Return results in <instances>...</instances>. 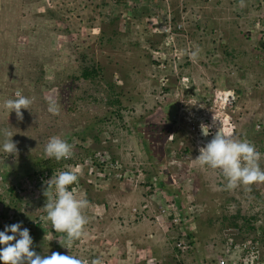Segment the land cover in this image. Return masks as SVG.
Returning <instances> with one entry per match:
<instances>
[{
    "label": "rangeland",
    "instance_id": "1",
    "mask_svg": "<svg viewBox=\"0 0 264 264\" xmlns=\"http://www.w3.org/2000/svg\"><path fill=\"white\" fill-rule=\"evenodd\" d=\"M51 9L60 21L47 18ZM263 39L264 0H0V131L9 127L22 137L32 128L36 147L18 150L20 161L25 150L44 160L65 148L76 162L78 155L84 158L70 171L78 192L60 205L70 230L53 234L57 225L50 217L57 211L42 200L45 194L31 196L27 213L9 199L17 218L9 225L0 220V255L11 257L0 264L31 263L16 245L29 248L36 232L44 241L39 254L52 264H135L150 253L171 261L175 231L165 232L162 221L157 228L152 216L175 192L185 223L194 222L187 230L197 246L186 261L194 252L225 261L227 244L243 241L248 225L262 234ZM82 52L88 64L103 69L95 84L79 79ZM111 80L121 107L103 100L101 90ZM190 87L195 94L189 95ZM234 92L235 104H219ZM141 119L147 122L136 131L133 123ZM218 121L225 137L230 130L232 149L204 156L203 147L192 142L191 127L197 131ZM237 148L245 156L239 164ZM8 150L1 146L0 153ZM253 151L256 158L248 156ZM97 157L116 162L114 171L124 169L130 181H118L113 173L103 180L91 165ZM174 161L181 167H166ZM148 185L160 192L148 198ZM132 209L145 218L134 221Z\"/></svg>",
    "mask_w": 264,
    "mask_h": 264
},
{
    "label": "trees",
    "instance_id": "2",
    "mask_svg": "<svg viewBox=\"0 0 264 264\" xmlns=\"http://www.w3.org/2000/svg\"><path fill=\"white\" fill-rule=\"evenodd\" d=\"M113 2H116V1H113ZM47 13H49V15L47 16V18L49 20H54V21L57 22V21H60V18H62V17H59L57 12L53 11V9H51L50 11H47ZM43 14H40L38 16H44ZM102 17L106 18V15L103 14ZM113 21L114 20H111V22H113ZM203 27L207 28V25L205 24ZM78 58L80 60L79 64L82 66L80 68L81 69V73L79 75V79L83 80V81L92 82V84H95L93 82L97 81L96 79L101 76V74L103 73V69H101L96 64H93V63H92V65H90V63L88 64L87 62L90 59L89 58L87 59L86 58V54H84L83 52L80 53V57H78ZM112 81L113 80L110 81V83L107 85V87L105 89L101 90L102 92L105 91V93H106V95H104L105 98L103 100L106 103V105L109 106V107H114L115 105L121 107V102L119 100V97H120L121 93L119 92V93L115 94L114 89H116V86H114V85L116 83L113 84ZM117 89L122 90L119 87ZM98 90H100V89L98 88ZM232 98L233 97H231V99ZM23 100L24 99L21 98V97L20 98H16L15 97V99H12V101H14L16 103H21V102L24 103L25 100L24 101ZM146 122H147V120H145V119H141L138 123H136V125H135V122H134L133 124H134V128L136 129V131H138L140 129L139 126L145 125ZM0 132H1L0 133V144H1V142H3L2 143L3 145H1V146L3 148H9L10 149V150H8V153L6 155L3 154V153H0V179L3 182H7L10 178H13L17 183H19V181L22 178H24V177H33V178L36 177V179H37L38 178L37 176H41L43 174H47L48 176H51L53 174V171L58 169V168H61L64 165V163L65 164L72 163V164L76 165V164H78L77 162H81L84 159L83 156H79L78 155L77 162L73 159V156L71 157L70 161H66V160H64V155L67 154L68 151L63 149L61 151L56 150L55 152H52L53 154L51 153L44 160H42V159H40V157H38V154H36V155L34 154L33 155V154H30V153H27L28 151L25 150L26 155L24 156L23 159H26V160L20 161L19 157H18V154L21 153L19 151H22V148L26 149L27 146H28V147H31V148L34 149L36 147V142L34 140L35 139V134H34L32 128H31V132H32L31 135H27L26 134L27 132H26L25 133L26 135L24 134L22 137H20L18 135L16 136V134L11 133V131H9V127H6V130H4L3 133H2V131H0ZM28 132H30V131H28ZM10 135H12V136H10ZM138 135L140 136V134H138ZM186 136L187 135L185 133V135L183 137L185 138ZM186 138H188V137H186ZM165 141H167V142H175L172 139L169 140V141L167 139H165ZM1 146H0V148H1ZM162 156H163V154H162ZM97 159H98V157L94 158L92 160V162H93L92 165L94 167H97L99 169V173H100L102 171V168H106L107 167L108 163L106 161L105 162L97 161ZM110 161L114 162L115 159H111L110 158ZM163 161H164V159L160 158V162H163ZM30 168L33 169L32 170L33 172L31 174L27 173V171H29ZM17 169H21L24 173H21V175L20 174H16L15 170H17ZM154 174H153V176H154ZM107 177H108V175H104L102 178H103V180H106ZM157 178H159V180L156 179L157 183L159 184V187L164 188V183H162V181L160 180L159 175L157 176ZM86 182L88 183L89 181L86 180ZM47 185L50 187V185H51L50 181H48ZM175 191L178 192V190H175ZM8 192L10 193V195L12 193H14L13 189H9ZM175 194H176V192L172 193L171 196H172V201L177 206V202L173 198V197H175ZM56 197L57 196L55 194H48L47 193L45 195L46 199L42 198V200H44L45 202H47L51 206V202H53L56 199ZM11 200H14V199H12V197H11ZM42 200H41V202H43ZM15 202H19L24 207V204H25L24 201L19 199V200H16ZM14 206H15V204H13L12 201H11L10 204H8L4 208V213L2 215L3 217H0V220H2V218H7L8 215L12 216V218H17V215H14V213L12 211V209L15 211ZM177 207L180 209V206H177ZM51 210H52V212L54 211V209L52 207H51ZM64 214H65V211L59 212V213L56 212V215H54L53 217H50L51 218L50 219V223L51 224L55 223L57 225L55 227V229L57 231L53 233L54 235H57V237L63 236L64 233H66L65 231L70 230V229L65 227V226H67L69 224L68 221H66V219H65V218H67L68 214H65V215ZM60 218L61 219L64 218V219L61 220ZM19 219L22 220V216ZM59 220H61V223L58 222ZM183 220L184 219H183V216H182V218H181V223L182 224L180 225V229H186V231H187V228H186L185 224H183ZM12 222L13 221H7L6 223L9 225ZM193 223H194L193 220H191L188 224H191L192 226H194ZM188 226H190V225H188ZM247 229L248 230H255L254 227H247ZM14 230L16 231V228ZM23 232H25V231L22 230V233ZM187 233H188L187 237H190V239L196 238V235L193 234L192 232L189 233L187 231ZM41 234H42L41 232H36L35 237L33 238V240H32V236H30V238H31L30 239L31 246L29 248L28 247H26V248L25 247H19L21 245H16L18 252L22 251L27 256L26 260H28L29 258L32 260L31 263L27 262V264H49L46 259H45V261L43 260L45 257H42L39 254L42 251V248H43V244H42L43 242L40 239L41 238ZM58 234L60 236H58ZM202 235H203V233H202ZM8 236H11V235H8ZM8 238H10V237H8ZM121 248H124V246L122 245ZM9 253H10V255H12L11 254L12 251H10ZM122 255H124V257H126L124 253ZM10 258L11 257L8 256V255H6V256L0 255V261H4V262L8 261L9 262ZM16 258H17V260L18 259L19 260L22 259V257H20V254ZM34 259L38 260V261L35 263ZM143 263H144V261H142V262L140 261V263H135V264H143ZM61 264H64V263H61ZM72 264H74V263H72Z\"/></svg>",
    "mask_w": 264,
    "mask_h": 264
},
{
    "label": "built area",
    "instance_id": "3",
    "mask_svg": "<svg viewBox=\"0 0 264 264\" xmlns=\"http://www.w3.org/2000/svg\"><path fill=\"white\" fill-rule=\"evenodd\" d=\"M219 104H225V103H219ZM212 125H214V126H212ZM212 125L209 124L207 126L209 132H212V130L214 131V129H215V123ZM191 129L193 132H195L194 126H192ZM225 129H228V128H225ZM257 129H259V126H257ZM229 134H230V130H229ZM216 152H217V150H214V153H216ZM256 155H258V154H255V151L251 152L252 158H256ZM65 158H68V156H65ZM254 161H256V160L254 159ZM117 165L118 164L116 162H114V164L108 163L107 167L102 168V171L100 173L103 175H108L110 177L113 173L114 179H117L118 181H122V182H127L126 179H128V178L126 177V173L124 172V169H122V170L118 169V171H116V172L114 171ZM73 169H74V165H69L67 167H62V168H58V169L54 170L51 177H48L47 174H43L41 176H38L37 179L34 178L33 180L28 178V177H24L19 181V183H17L13 178H10L6 183H3L2 180L0 179V214L3 211L2 205L4 206V204H6V202H7L5 199L7 197H9V193L7 191L9 188H12L14 194H16L18 197L23 196L24 202H26L25 197H24L26 194L29 195L30 199H31L32 198L31 196L36 195L35 194L36 192L43 191V190L46 191L48 181H50V183H51L50 191L52 192V194H55L57 196L56 199L53 202H51V206L48 205L49 206L48 208L52 207L57 212H61L60 205L64 204L65 202L67 203L69 201L68 199L73 198L75 193L78 192V191L76 192V190L78 188V183H77L76 179H73V177H71V175H70V171ZM245 174L251 175V171L248 170L245 172ZM128 180L130 181V179H128ZM148 189H149L148 198H151L154 195L158 194V192H160L159 189L154 187L153 185H151V186L148 185ZM152 190L154 192L150 193V191H152ZM28 201H30V200H28ZM1 207H2V209H1ZM72 207H73V204H72ZM22 212L27 213V212H29V209L25 208V210H23ZM159 217L163 218V220H161ZM144 218L145 217H143V219ZM8 219L11 220V217H9ZM44 220H45V217H44ZM152 220H155V224L158 227L162 226V224H159L161 221L168 223V225H167L168 229L165 227L166 232L169 229H171V231L174 228L177 229V230L174 229V231H176L177 234H175V237H173V240L175 241L174 247L178 251L176 252V254L174 256L176 261L173 264H197L194 262L189 263L188 260L187 261L185 260L187 256H190L189 253H192L194 245L192 244L191 240L187 237L186 231L184 229H180L181 216L179 213V209H177V207L174 204V202L172 201V199H171V201H168V199H167V204H166L165 208L160 209V211L157 215L152 216ZM229 244L230 245L232 244L231 241L229 242ZM237 247H238V245H236L235 248H237ZM249 251H250L251 260L256 259L257 258L256 245L252 246L249 249ZM68 262H69V264H72L71 260H68L67 263ZM49 264H52V262ZM147 264H165V263L158 262V261H155V262L149 261ZM245 264H247V262H245ZM251 264H253V263H251Z\"/></svg>",
    "mask_w": 264,
    "mask_h": 264
},
{
    "label": "clouds",
    "instance_id": "4",
    "mask_svg": "<svg viewBox=\"0 0 264 264\" xmlns=\"http://www.w3.org/2000/svg\"><path fill=\"white\" fill-rule=\"evenodd\" d=\"M224 101V103L225 104H230V101L229 100H227V99H225V100H223ZM221 123L222 121H218L217 123ZM217 123L215 124V129H214V131H212L213 133H215L216 132V130H217ZM257 126H259V125H257ZM257 126H256V128H257ZM205 128H206V131H207V136L208 137H211V135H213V134H211V132H209V130H208V128H207V126L205 125ZM225 128H227V126H225ZM259 129H260V126H259ZM197 131H198V129H197ZM197 131L195 132V135H193L194 137H195V139H194V137H193V142L195 141V144H196V148H198L199 146H201V147H203V151L201 152V154L202 155H204V156H210L211 154H217V152L219 153V154H223V153H226L227 151H228V146H229V143H228V141H229V139H230V134L224 139V141H222V143L221 144H219V145H201V144H199L198 142H197V140H196V135H197ZM228 143V145H226ZM226 146V147H225ZM232 146V145H231ZM222 147H224V148H222ZM222 148V149H221ZM232 149V147H230V149L229 150H231ZM214 150H217V152L216 153H214ZM210 153V154H207V153ZM234 153H236L237 154V157H236V160H237V163L236 164H239V162L241 161V162H243L244 160V153H243V151H241L240 149H238L237 148V150L234 152ZM245 154H246V151H245ZM65 156H68V158H65ZM248 156L250 157V158H252L251 157V154L249 155L248 154ZM71 159V157L69 156V153H67V154H65L64 155V160H66V161H69ZM254 161V160H253ZM240 162V163H241ZM69 165H74V164H72V163H67V164H65L64 163V165L62 166V167H67V166H69ZM75 166V165H74ZM61 167V168H62ZM38 177V176H37ZM48 177H51V176H48ZM28 178H30V179H34L33 177H28ZM36 178V177H35ZM3 182V181H2ZM3 183H6V182H3ZM89 184H91V183H89ZM51 186V185H50ZM9 189H12V188H9ZM8 189V190H9ZM7 190V191H8ZM39 192H41L42 194H52V192L50 191V187L47 185V190L45 191V190H43V191H39ZM9 193V192H8ZM79 194V193H78ZM44 195V196H45ZM26 196H28L27 194L24 196V197H26ZM11 197H12V199H14L15 201L16 200H22V201H24V198H23V196L22 197H18L16 194H14V193H12L11 195H10V193H9V197H5L6 199V204H4V206L6 207L8 204H10V201H9V199H11ZM43 198V197H42ZM30 200V201H28V200ZM27 199H25V204H29V202H31V200H33L32 198L31 199H29L28 197H27ZM82 201H84V199H82ZM45 203H47V202H45ZM24 204V203H23ZM24 204V207L22 208V211L23 210H25V208H26V205ZM47 205H49V204H47ZM4 207V208H5ZM177 207V206H176ZM177 209H179L178 207H177ZM181 211H182V209H181ZM134 212H135V210L134 209H132V213H133V215H132V213H131V216H132V218H133V220L134 221H138V220H142L143 219V217L142 218H139L138 216L137 217H135V215H134ZM9 216L10 215H8L7 217L9 218ZM180 216H181V218H182V214H180ZM11 217V220H9V219H7V218H5V221L7 220V221H12V216H10ZM256 217H254V218H252L253 220L255 219ZM183 224H185V226H186V228L187 227H189L188 225H190L191 226V224H188L189 223V221H191V219L190 220H188V222L187 223H185V218L183 217ZM251 219V220H252ZM250 220V221H251ZM257 219H255V221H256ZM165 224H167L168 225V223H164V225ZM182 224V223H181ZM180 224V225H181ZM157 226V225H156ZM248 227H254L255 228V230H248L247 229V227H246V229L244 230V232H245V234L244 235H248L247 237L246 236H244V238H243V241H241L240 243H237L236 244V242H234V241H231V245L228 243H226L227 244V253H226V257H225V261H217L216 259H214V258H212L211 257V259H208V256L207 257H202V256H200V255H196V253L194 252V259H192L191 257V260L192 261H190L189 262V260H188V262L189 263H192V262H194V263H197V264H207V263H205V262H207V260H210L209 262H212V264H245V262H247V264H251V263H253V264H264V257H263V260L261 259V257H262V255H264V246H263V244H264V231H263V233L261 234L260 233V235H258V232H257V227H256V225L255 224H251V225H248ZM157 228H158V226H157ZM160 228V227H159ZM163 228H165V227H163ZM174 228V227H173ZM175 230H177L176 228H174ZM174 229H172V231H174ZM169 230H171V229H169ZM185 231H186V229H184ZM189 230V229H188ZM187 230V231H188ZM192 230V229H191ZM187 231H186V233H187ZM242 231V230H241ZM166 232V231H165ZM189 233H190V231H188ZM242 234H243V232H241ZM166 234V233H165ZM174 234V233H173ZM175 234H176V231H175ZM188 234V233H187ZM167 235V234H166ZM165 235V236H166ZM168 236V235H167ZM189 239H190V237H188ZM173 240V239H172ZM191 240V242H192V244L193 245H195L196 244V241H195V239L193 238V239H190ZM173 243H172V260L171 261H167L166 260V258H163V257H161V258H155V257H152L151 255H152V253H150V254H147V256L144 258H142V260L144 261V263L145 264H147L149 261H158V262H162V263H165V264H173L175 261H176V259H175V254H176V252L178 251V250H176V248L174 247V240L172 241ZM262 244V245H261ZM236 245H238V247L237 248H235L236 247ZM254 245H256V249H257V258L256 259H254V260H251V257H250V251H249V249L252 247V246H254ZM195 246H197V245H195ZM193 252V251H192ZM208 252V251H207ZM229 253V254H228ZM240 253V254H239ZM190 254V253H189ZM204 254H208V253H206V250H204ZM209 254H210V251H209ZM260 254H262V255H260ZM229 258V259H228ZM71 263H73V262H71ZM143 263V264H144ZM67 264H69V262L67 263ZM108 264V263H107Z\"/></svg>",
    "mask_w": 264,
    "mask_h": 264
},
{
    "label": "water",
    "instance_id": "5",
    "mask_svg": "<svg viewBox=\"0 0 264 264\" xmlns=\"http://www.w3.org/2000/svg\"><path fill=\"white\" fill-rule=\"evenodd\" d=\"M193 89H194L193 87H190L187 90L189 95L194 94ZM184 95H186V93H184ZM225 138L226 137L224 135V127L220 122L217 123V130L215 133H213V135H211V137L207 136V131L205 126L200 127L196 135V140L201 145H219L222 143V141H224Z\"/></svg>",
    "mask_w": 264,
    "mask_h": 264
},
{
    "label": "flooded vegetation",
    "instance_id": "6",
    "mask_svg": "<svg viewBox=\"0 0 264 264\" xmlns=\"http://www.w3.org/2000/svg\"><path fill=\"white\" fill-rule=\"evenodd\" d=\"M188 90V89H187ZM194 90V89H193ZM188 92V91H187ZM195 94V93H194ZM233 98L230 100V99H227V100H229L230 101V105L231 104H233L234 102H235V100H237L238 98H239V96L238 95H236L235 94V92L233 93V96H232ZM235 104V103H234ZM222 114H223V112H222ZM230 114V113H229ZM209 125V123H206V126H208ZM208 128V127H207ZM199 129V128H198ZM213 131V130H212ZM195 132H196V130H195ZM211 134H213V132H211ZM194 137V136H193ZM194 139H195V137H194ZM193 142V141H192ZM194 143H195V141H194ZM181 163H179V166H178V164L174 161V162H169V163H167V168H169V169H172V166H174V167H181V165H180ZM176 190V189H175Z\"/></svg>",
    "mask_w": 264,
    "mask_h": 264
},
{
    "label": "bare ground",
    "instance_id": "7",
    "mask_svg": "<svg viewBox=\"0 0 264 264\" xmlns=\"http://www.w3.org/2000/svg\"><path fill=\"white\" fill-rule=\"evenodd\" d=\"M65 149H66V148H65ZM230 153H231V152H230ZM31 201H33V200H31ZM32 225H33V224H32ZM40 227H41V226H40ZM36 231H37V230H36ZM43 242H44V241H43ZM42 244H43V243H42ZM45 244H46V243H45ZM49 245H50V244H49ZM29 259H30V258H29ZM29 259H28V260H29ZM30 260H31V259H30ZM46 263H47V262H46Z\"/></svg>",
    "mask_w": 264,
    "mask_h": 264
},
{
    "label": "crops",
    "instance_id": "8",
    "mask_svg": "<svg viewBox=\"0 0 264 264\" xmlns=\"http://www.w3.org/2000/svg\"><path fill=\"white\" fill-rule=\"evenodd\" d=\"M21 213H23L22 211H21ZM16 223V222H15Z\"/></svg>",
    "mask_w": 264,
    "mask_h": 264
}]
</instances>
